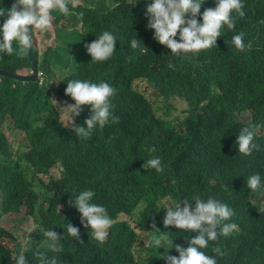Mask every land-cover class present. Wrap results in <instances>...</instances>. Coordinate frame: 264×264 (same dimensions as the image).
<instances>
[{
  "label": "trees",
  "instance_id": "obj_1",
  "mask_svg": "<svg viewBox=\"0 0 264 264\" xmlns=\"http://www.w3.org/2000/svg\"><path fill=\"white\" fill-rule=\"evenodd\" d=\"M84 1L78 0L72 10L76 14L68 17L53 11L51 27L31 34L43 77L29 83L0 78V220L26 214L34 227L24 244L0 225V264H14L22 251L29 264H38L33 255L37 248L55 257L56 264H164L158 258L164 250L157 254L143 249L140 240L155 226L167 232L174 245L187 248L198 233L165 228V212L156 205L168 198L166 203L177 201L183 208L184 200L193 195L227 204L233 210L227 222L237 225L230 236L211 242L204 250L207 255H215L217 264H264V194L251 192L246 184L253 173L264 176V0H243L245 16L233 14L234 27L221 29L218 47L201 51L190 62L184 60L188 56L171 55L165 46L156 53L153 31L146 28L144 0ZM0 6L8 9L12 3L2 0ZM214 7V0H206L201 12ZM63 19L82 24L84 32H72L87 44L102 31L111 32L117 40L113 57L95 63L90 56L62 60L45 46L56 37L52 27L57 32ZM239 33L245 44L242 51L232 44ZM134 36L142 50L130 48ZM37 37L47 38L40 49ZM166 69H175L171 78L176 80L166 78L167 72H161ZM30 70L27 54L0 58L4 73L30 77ZM69 79L109 83L116 90L111 98L116 122L97 127L87 139L77 137L73 126L86 128L84 120L91 113L84 106L67 127L60 109L74 103L64 94ZM138 82L154 86L151 99L173 98L164 109L176 121H184V127L153 130L159 118L153 117L151 106L145 104L144 112L135 106L141 100L152 103L136 90ZM178 103L180 107L173 108ZM245 127L254 129L258 145L249 156L238 153L234 145ZM161 142L166 148L163 157L158 152ZM156 157L162 172L142 168L144 161ZM85 189L94 191L93 202L103 205L114 220L103 243L91 239L78 210L70 206L74 194ZM68 223L79 229L78 240L61 241L60 253L47 250L40 229L52 228L62 235ZM217 247L219 255L212 251ZM168 254L178 256L175 248Z\"/></svg>",
  "mask_w": 264,
  "mask_h": 264
},
{
  "label": "clouds",
  "instance_id": "obj_2",
  "mask_svg": "<svg viewBox=\"0 0 264 264\" xmlns=\"http://www.w3.org/2000/svg\"><path fill=\"white\" fill-rule=\"evenodd\" d=\"M88 1L90 0H85L84 3L87 4ZM205 2L206 0H144L146 28L153 31V39L157 42H153L156 53L157 48L162 51L165 46L171 50V55L188 56L184 60L187 62L193 61L201 51L218 47L216 42L221 37V29L224 26L228 29L234 27L235 17L233 14L241 18L245 16L243 0H214V8L205 9L201 12L202 4ZM77 3L78 0H15V3L8 9L0 6V19L3 20L0 23V58L5 55L11 56L13 53L23 57L26 54L28 55L29 50L32 49L37 68L32 48L34 41L31 34L36 31L44 33L51 27V13L53 11H58L64 17L76 14L72 10L77 7ZM0 4H2V0H0ZM5 16L6 19H4ZM66 21L65 28L63 26L61 28H68L71 33L78 28V25L82 26L74 19H66ZM55 33L54 31L53 36ZM95 37L94 41L85 45L86 52L91 57V63L105 62L112 58L117 42L116 37L106 30ZM14 43L15 48L13 47ZM232 44L235 49L244 50L243 33L234 35ZM62 45L64 44L62 43ZM141 45L143 44L137 39V36L132 37L129 41V46L133 50L141 49ZM47 47H51L53 52L59 54L53 48V45L49 44ZM143 48L146 49L144 46ZM68 58L71 59L72 57ZM72 59L77 60L75 57ZM162 71L167 72L166 78L168 80H176L171 78L175 76L173 73L175 69L173 71L170 69ZM40 77H43L41 73L37 75V80ZM191 86L194 91L196 86L192 82ZM153 87L151 83L148 86L143 82H138L136 90L146 95V99L148 98L152 103L141 100L135 104L138 108L141 106L143 112L145 104L151 106L153 117L159 118V122L153 130L165 127L170 131L171 128L184 127V121H176V118L164 109L169 108L173 98L163 101L166 106L163 108L162 115L157 116L156 112L159 104L157 100L161 97L151 99V94L155 93ZM115 91L107 82L93 83L88 80L69 79L64 94L70 97L74 103L60 109L61 114L67 121V127L73 125L74 118L81 115L84 106H89L91 113L84 120L86 128L78 124L73 126L75 135L80 139H87L97 127L103 129L106 125L115 123L116 118L111 111V98L115 95ZM254 135V129L250 127H245L240 131L234 144L238 153L249 156L254 150H258V145L254 142ZM162 143L158 152H161L163 157L166 148L163 147ZM142 168L145 170L154 169L157 173L163 171L161 160L158 157L144 161ZM246 184L251 192L264 194V176L260 173L249 175ZM74 195L75 198L70 202V206L78 210L80 224L90 229L91 239L103 243L108 236V230L114 224V220L109 217L107 209L103 205L93 202L95 196L93 190L85 189ZM167 199L159 201L156 205L165 212L162 221L164 227L196 232L198 235L190 239L189 246L184 248L174 245L167 232L159 231L154 226V231L152 229L149 234L140 240L143 242V249L155 250L157 254L159 249H163V254H158V258L163 259L164 264H217L216 256L207 255L204 250L209 249L210 243L217 241L218 237H228L237 229L235 223L227 222L233 216V210L227 204L221 203L211 196L204 199L199 195H193L191 200H184L183 208L177 201L174 204L166 203ZM40 234L44 238L41 243L47 250L60 253L63 248L61 241L66 238L78 240L79 229L68 223L67 226H63L62 235L54 232L52 228H41ZM173 248H175L178 256L168 254ZM212 251L217 255L221 254L219 247L213 248ZM33 255L37 258L38 264H56L55 257H47L46 253L38 248ZM14 264H29L23 251L16 255Z\"/></svg>",
  "mask_w": 264,
  "mask_h": 264
},
{
  "label": "rangeland",
  "instance_id": "obj_3",
  "mask_svg": "<svg viewBox=\"0 0 264 264\" xmlns=\"http://www.w3.org/2000/svg\"><path fill=\"white\" fill-rule=\"evenodd\" d=\"M66 23H67L66 19H64L59 23L57 32L59 33L60 37L58 39V34L56 32L55 33L56 38H53V40H51L50 43L51 45L54 46L53 48H55V50L59 53L62 60H65L66 58L69 59L68 57H72V58L75 57L77 61H81L88 56L85 47L87 43L86 41H80V39L75 37L74 34L68 30V28L67 29L61 28V26L66 25ZM77 27L80 32H84L81 25H78ZM52 32L54 33V27H52ZM36 39H37V43H36L37 48L39 49L44 46V41L47 38L37 37ZM63 42H68L69 44L74 45L76 48L65 47L64 45H62ZM45 47H47V45ZM157 101H159V104L157 106L158 110L156 114L157 116H160L162 115L163 108L166 106L163 103L165 99L161 97ZM174 107L178 108L180 107V104L178 103L177 105H174ZM6 133L10 134L9 137L11 139L13 138V135L8 130H6ZM0 225L8 230L13 231L17 235V237H19L24 241V244H26L25 239L26 238L28 239L30 232L34 228L32 218L29 216L26 217V214L2 217L0 220Z\"/></svg>",
  "mask_w": 264,
  "mask_h": 264
},
{
  "label": "water",
  "instance_id": "obj_4",
  "mask_svg": "<svg viewBox=\"0 0 264 264\" xmlns=\"http://www.w3.org/2000/svg\"><path fill=\"white\" fill-rule=\"evenodd\" d=\"M10 2L13 5L15 3V0H10ZM28 55H29L30 64H31V76L30 77L13 76V75L4 73L2 71H0V77L8 78V79L23 82V83L35 82L37 80V75H39V73L37 72L35 61L32 55V49L29 50Z\"/></svg>",
  "mask_w": 264,
  "mask_h": 264
}]
</instances>
